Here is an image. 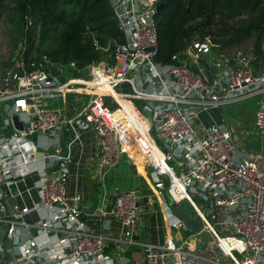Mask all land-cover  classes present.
Segmentation results:
<instances>
[{
    "label": "built area",
    "instance_id": "built-area-1",
    "mask_svg": "<svg viewBox=\"0 0 264 264\" xmlns=\"http://www.w3.org/2000/svg\"><path fill=\"white\" fill-rule=\"evenodd\" d=\"M109 1L124 39L112 48V62H93L85 67V75L61 79L44 63L21 61L0 75V112L13 126L0 136V264H61L60 258L81 264L98 257L100 264H111L116 258L104 253L108 244L117 251L140 246L141 264H264V103L255 110L257 151L242 147L221 123L198 130L194 125L202 109L264 94V65L254 70L236 51H214L208 34L191 38L171 55V62L156 60L157 0ZM261 55L264 62V40ZM201 56L209 57L211 76L195 68L193 62ZM66 93L71 94L70 113L40 103ZM13 115L21 129L14 126ZM65 126L74 137L77 127L95 130L101 177L120 161L126 134L147 165L168 214L167 228L183 230L169 201L178 205L186 200L202 220V230L211 235L209 245L199 251L172 235L159 243L139 241L135 187L113 196L109 212L120 230L110 234L88 227L81 219V196L66 188L69 149L56 144L40 147L32 139L35 133L55 134ZM37 151L43 156L35 158ZM46 157L49 161H44L46 168L35 185L39 200L20 206L4 195L1 185L7 177L22 181L24 167ZM97 211L105 212L102 207ZM30 212H35V220L25 218ZM40 234L60 240V258L44 254Z\"/></svg>",
    "mask_w": 264,
    "mask_h": 264
},
{
    "label": "trees",
    "instance_id": "trees-1",
    "mask_svg": "<svg viewBox=\"0 0 264 264\" xmlns=\"http://www.w3.org/2000/svg\"><path fill=\"white\" fill-rule=\"evenodd\" d=\"M159 2L163 4L153 16L156 60L171 62V55L182 50L191 38L208 34L226 37L214 50L249 42L250 66L254 70L263 67L264 0ZM1 10L15 45L23 43L20 59L28 65L29 54L37 50L54 61L73 62V72L79 74L90 63L112 62V48L124 41L109 0H0Z\"/></svg>",
    "mask_w": 264,
    "mask_h": 264
},
{
    "label": "crops",
    "instance_id": "crops-1",
    "mask_svg": "<svg viewBox=\"0 0 264 264\" xmlns=\"http://www.w3.org/2000/svg\"><path fill=\"white\" fill-rule=\"evenodd\" d=\"M202 56L193 64L204 75L211 76L213 66L209 61L206 65V58L209 57ZM71 101V94L66 93L63 96L42 98L40 103L49 107H59L70 113ZM261 103H264L263 93L207 107L198 112V116L194 119L195 128L198 130L207 128L211 124L221 123L232 130L242 147L246 146L257 151L260 147L258 133L254 129V118L256 107ZM12 129V124L8 123L3 112H0V136L8 134ZM77 131V137H74L71 129L66 126L55 134L48 132L35 134L37 146L56 144L62 146V149H69L71 157L69 164L72 163V166L67 174L66 188L68 193H77L81 196L82 221L97 232L116 233L121 229V226L109 212L113 196L116 192L128 187H135L139 194V220L135 229L136 238L142 242L159 243L171 235V230L166 226L168 214L165 213V209H162L161 199L157 196L147 173L148 168L144 159L137 155L134 148H131L129 137L126 134L122 135V157L104 177H101L97 169L99 148L95 130L84 126L77 127ZM44 161L48 162L49 158L28 163L25 174L22 176L23 180L20 182H12L7 177V181L1 185L4 195L20 206L39 200L38 187L35 185L39 175L46 168ZM154 202H157L158 209L154 207ZM98 207H102L105 212L98 213ZM25 216L30 221L37 218L35 212L27 213ZM33 233L36 234V230H33ZM39 236L47 257L57 255L60 258L62 256V245L58 238H48L41 234ZM104 253L111 254L116 258L111 264H141L143 260L140 246L125 247L121 251H117L113 244H108ZM100 262L101 259L98 257L85 260L81 264H100ZM60 263L76 264L70 259L62 258H60Z\"/></svg>",
    "mask_w": 264,
    "mask_h": 264
},
{
    "label": "rangeland",
    "instance_id": "rangeland-1",
    "mask_svg": "<svg viewBox=\"0 0 264 264\" xmlns=\"http://www.w3.org/2000/svg\"><path fill=\"white\" fill-rule=\"evenodd\" d=\"M249 47H250V43L245 42L240 47H235L233 49H227V54L229 55L236 54L235 53L236 51L240 56H245L249 60L250 58L249 56L250 48ZM22 48H23L22 42L18 43L17 45H15V42H13V37L9 33L8 23H6L5 12L1 10L0 11V75H3V73L6 70H8L13 64H16L17 62H21L20 58H21V54L23 50ZM228 51H231V52H228ZM29 56L30 57L28 58H30L31 62L33 61L35 62V64L44 63L50 69L57 71V74L61 77V79H64L65 77H68V76H81V75L86 74V71H82V72L80 71L79 74H75L73 72V69L70 63L65 64L61 61L60 62L54 61L53 59L48 58L45 54L37 50L34 53L32 51L29 54ZM208 61H210V59L206 60V65H208ZM23 62L24 64H26L25 61ZM142 112L145 116L150 118L146 110H142ZM150 133L154 135V132L152 129L150 130ZM32 139H34V141L36 142L37 140L36 134L32 135ZM24 170H26V167H24ZM178 206L182 207L186 212L196 215V212L186 200H182L180 204H178ZM170 230H171L170 232L172 233L171 234L172 236L181 237V238H178L179 242L181 241L189 242L191 240H189L188 238H191L193 240L192 241L193 243L190 244V246L195 245L197 250L199 251H201L207 245H209V243L212 240L211 235L205 230H201L200 233H196V236H189V234H186L185 232H183L182 229L179 232L174 231L172 229ZM8 256L12 257L11 255H8ZM238 257L240 258L241 254L238 255Z\"/></svg>",
    "mask_w": 264,
    "mask_h": 264
},
{
    "label": "water",
    "instance_id": "water-1",
    "mask_svg": "<svg viewBox=\"0 0 264 264\" xmlns=\"http://www.w3.org/2000/svg\"><path fill=\"white\" fill-rule=\"evenodd\" d=\"M162 4H163L162 2L157 3L156 10H158L162 6ZM225 39L226 37H223V36H215V37H212L211 42L215 46L223 42ZM8 107H9V103H6L5 108L7 109ZM11 120L13 121V124L16 128L18 129L22 128V123L19 120H17L16 115H13L11 117ZM42 156H43V152L41 151H37L35 153V158H39ZM71 166H72V163L68 165V168H71ZM164 186H167L166 179H164ZM169 204H170L171 213L182 221L183 232H185L186 234L190 232H195V233L201 232L202 227H203L201 219H199L195 215H189L187 212H185V210L182 207H179L172 201H169ZM153 205L155 208L158 209L157 202H154Z\"/></svg>",
    "mask_w": 264,
    "mask_h": 264
},
{
    "label": "bare ground",
    "instance_id": "bare-ground-1",
    "mask_svg": "<svg viewBox=\"0 0 264 264\" xmlns=\"http://www.w3.org/2000/svg\"><path fill=\"white\" fill-rule=\"evenodd\" d=\"M192 243H193V242H192V240H191V241H189V245H190V244H192Z\"/></svg>",
    "mask_w": 264,
    "mask_h": 264
}]
</instances>
